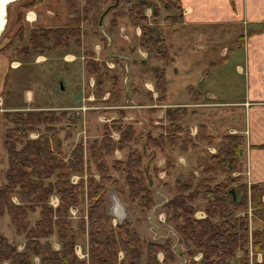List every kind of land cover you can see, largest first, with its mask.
I'll use <instances>...</instances> for the list:
<instances>
[{
    "label": "rangeland",
    "instance_id": "374dc122",
    "mask_svg": "<svg viewBox=\"0 0 264 264\" xmlns=\"http://www.w3.org/2000/svg\"><path fill=\"white\" fill-rule=\"evenodd\" d=\"M131 1L99 0L93 3L86 13L81 10L84 0H13L6 4L5 24L0 31V184L4 181V169L7 161L6 152L2 146V131L8 124L3 120V111L53 110L59 116L55 123L59 148L65 156H68L70 149L80 142L84 165L85 160L88 159L87 145L91 139L100 137L102 124L105 123L109 126V135L113 140L118 138L119 132L111 128L110 123L112 119L119 117L121 121L129 123L133 128L134 137L127 140L128 146H135L140 150L143 147L145 151L140 167L143 174L145 169L149 174L147 182L150 188L151 202L148 206H144L136 198L128 196L123 173L112 165L111 160L113 157L122 158L127 146L115 147L110 154L105 155L107 168L104 172L116 178L114 187L105 184L107 199L105 210L109 214L110 222L112 225L122 223L137 232L142 241L140 264H145L144 242L147 240L168 245L172 257L166 264H189V259L197 261L201 253L200 251H195L191 255L188 253L193 245L183 237L176 228L174 220L171 219L169 201L175 193L176 184L181 181H189L190 188H193L196 183L200 182L198 181L200 177L205 175H214L215 179L223 177V173L219 170L212 174L205 173L201 170L202 165L199 164V161L205 158V153L215 151L218 137L227 132L225 124L233 120L234 112L227 109L228 106H221L218 118H216L218 120H215L213 115L217 113V110L214 109V106L189 105L188 107L164 102L165 83L164 90H159L155 87L154 81L159 67L165 62L155 53L166 52L169 56V53L163 48V46H167L165 38L167 36V39H172L174 33H178L181 29L180 23H178L180 22L181 9L179 11L171 9L167 12L159 0H144L146 2L143 7L145 20L136 23L133 22V16L128 14L127 7ZM102 12L104 15L101 18V27H99L97 20ZM72 15L78 16V27L81 33H86L81 37L79 45H76L70 38L66 45L52 48L50 40L46 39L43 41L47 47L46 51L31 48L29 43L31 28L69 24ZM166 16L168 19L165 18ZM27 19L31 21L28 22ZM111 20L114 23H111ZM119 25L125 27L123 30L129 36L127 41L118 35L117 27ZM130 31L133 32V35ZM142 31H145L149 39L147 47L140 43L139 37ZM102 33L110 35L108 41L110 54L106 52L105 39L100 37ZM231 43L228 45L230 46ZM85 50H93V58L102 63L106 69V75L101 83V95H97L95 91V76L86 73L83 68L85 59L83 51ZM120 56L127 58L125 71L122 65L124 62ZM202 56L196 57L205 59L208 55L204 53ZM140 59H143L144 63H141ZM193 60L196 61L197 58ZM151 65L158 68L156 72L151 68ZM141 72L145 74V78L152 79V86L149 87L148 83L142 85L144 87L142 95L137 89L136 92H133L134 85L138 88V85L142 83ZM226 73L228 71H225ZM113 77H115L119 88V97L116 100H112L110 94ZM59 81L62 89L59 88ZM89 91L91 94L88 96ZM167 107H182L184 109V113L177 121L186 129L179 132L181 138L186 137L185 139H187L184 149H180L179 139L174 143L166 144L162 150L146 140L148 133L156 135L160 132L161 126L167 123L165 116ZM194 108L195 111L192 112ZM235 115L238 118L240 113L235 112ZM190 121L197 124V132L193 126H187ZM42 129L43 124H37L34 130L28 131V137L34 138ZM210 135L214 137L213 141L209 140ZM239 153L241 155V151ZM88 167L90 173H87L85 169L82 175L71 173L69 180L72 183L82 180L83 185L89 175L93 180H98L100 173L95 170L90 159H88ZM231 173L233 175L241 174L246 187L251 183L246 178L245 168H241L239 171L234 170ZM234 192L236 194V191ZM262 197L264 196L262 195ZM11 199L17 202L13 194ZM57 202V195L54 192L50 193L47 204L54 207ZM115 203H118L119 207H116ZM190 203L193 207L192 216L194 218L205 216L206 198L202 195L200 188H197V193ZM246 211L248 227H258L260 222L251 219L248 207ZM234 213L241 214L242 211L237 209ZM67 214L69 223L75 230L73 251L79 259L84 261V264H88L84 191L79 196L78 204L67 207ZM37 217V206L27 210L29 224H32ZM212 218L218 219V215L215 214ZM80 220L84 225L83 233L77 231V224ZM176 223L182 224L183 221L177 220ZM0 233L5 235L16 249L23 248L24 233L15 232L6 212L0 213ZM43 239H47L53 249L59 248V242L54 232L46 237H40V240ZM240 255L241 251L236 249L234 257L229 260L230 263L237 264ZM255 257L256 260L260 259L258 252ZM117 258H123L120 249L117 251ZM161 258L162 252L157 250L155 252L156 260L153 264H160ZM38 261L37 255L31 256L32 264H38Z\"/></svg>",
    "mask_w": 264,
    "mask_h": 264
},
{
    "label": "trees",
    "instance_id": "16d2710c",
    "mask_svg": "<svg viewBox=\"0 0 264 264\" xmlns=\"http://www.w3.org/2000/svg\"><path fill=\"white\" fill-rule=\"evenodd\" d=\"M99 0H84L81 10L86 11L93 3ZM127 1V0H126ZM165 11L180 10L178 0H159ZM144 0H132L128 5V14L132 15L133 22L145 20L143 7ZM168 19V17H165ZM77 15H72L69 24L55 27H33L29 32V43L33 50L46 51L44 40H50L52 48L67 44L70 38L79 45L81 30L78 27ZM111 23H114L111 20ZM238 35L227 52L239 45ZM140 43L149 46L145 31L140 33ZM83 68L86 73L96 78V93L101 95V83L106 75V69L93 58L92 51L85 50ZM165 63L169 60L166 52L155 53ZM215 62H211L213 64ZM209 64V65H210ZM102 68H101V67ZM165 74L160 68L154 85L164 90ZM111 99L119 97V88L115 77L110 86ZM108 100V99H105ZM184 113L182 107H167L165 116L167 123L161 126L156 135H146L148 143L159 150L166 144L180 141V149H184L186 137L181 138L180 131H185L177 123ZM2 117L8 125L2 131V146L6 152V167L4 181L0 184V213L6 212L15 232H23L25 241L21 250L16 249L5 235L0 233V264H32L31 256H38V264H84L73 251L75 230L70 225L67 214L69 205L79 202L81 193H85L87 217V262L88 264H140L141 240L133 228H127L122 223L111 224L109 214L105 210V184L115 186L116 178L105 174L107 164L105 155L110 154L113 148L127 146L122 158H112V165L123 173L127 185L128 196L136 198L144 206L151 202L150 188L146 169L140 167L142 155L145 151L135 146H128L127 140L134 137L133 128L124 123L119 117L112 119L111 128L119 132L116 140L109 135V126L102 124L99 138H93L87 145L88 159L100 173L98 180L89 175L83 185L82 180L72 183L69 180L71 173L82 175L85 169L90 173L88 159L83 163L82 147L76 143L65 156L59 148L56 136L55 123L58 114L53 110L36 109L29 111H3ZM37 124H43L34 138L28 137V131L34 130ZM164 132V133H163ZM188 138V137H187ZM210 141L214 137L210 135ZM209 141V142H210ZM244 138L238 133H223L218 137L216 149L213 153H205V158L199 161L201 170L205 173H215L219 170L223 177L215 179L214 175L200 177L198 183L190 188L189 181H181L175 186V193L169 201L171 219L184 238L188 239L193 248L188 250L191 255L200 251V258L195 261L189 259V264H231L235 250L241 255L237 264H264V182H251L246 187L241 174L231 172L242 168L241 147ZM66 157V158H65ZM52 176V177H51ZM212 183H209V182ZM83 186V187H82ZM200 188L206 198V214L200 218L192 216L193 207L190 203ZM248 188V193H247ZM236 191L233 199L229 190ZM187 190V191H185ZM238 191V194H237ZM57 195L58 202L54 207L47 204L50 193ZM15 195L17 202L11 199ZM38 207V217L32 224L27 219V210ZM247 207L251 219L260 222L257 227H248ZM240 209L241 214L234 212ZM218 219H213V215ZM182 220V224L176 223ZM77 231L84 232L83 221L77 224ZM54 232L59 242V248L53 249L47 239L40 240ZM145 245V264H153L155 252L160 250L162 258L160 264H166L172 257L168 245L154 240H147ZM121 250L123 258H117V251ZM260 259L256 260L255 254Z\"/></svg>",
    "mask_w": 264,
    "mask_h": 264
},
{
    "label": "crops",
    "instance_id": "0c3cea01",
    "mask_svg": "<svg viewBox=\"0 0 264 264\" xmlns=\"http://www.w3.org/2000/svg\"><path fill=\"white\" fill-rule=\"evenodd\" d=\"M178 2L181 29L178 33L174 31L170 40L166 36L167 46L163 48L169 53V60L159 67L165 74L164 102L188 107L214 106L217 110L213 115L215 120H218L221 106H228L227 109L234 113L225 129L226 133H238L244 138L241 161L247 172L246 178L249 182H264V0ZM103 15L102 12L98 17L99 27ZM117 29L118 35L127 41L129 36L123 30L125 27L119 25ZM84 34L82 32L80 42ZM239 34V45L227 52L228 44ZM100 37L105 39L106 52L110 54V35L102 33ZM204 53L208 56L202 59ZM120 57L125 71L127 58ZM139 61L142 63L143 59ZM151 68L155 72L158 69L155 65ZM141 75L142 83L138 88L134 85L133 92L137 89L142 95V85L152 86V79L145 78L144 73ZM235 112L240 113L238 118ZM189 125L197 132L196 123L190 121Z\"/></svg>",
    "mask_w": 264,
    "mask_h": 264
},
{
    "label": "water",
    "instance_id": "95a60500",
    "mask_svg": "<svg viewBox=\"0 0 264 264\" xmlns=\"http://www.w3.org/2000/svg\"><path fill=\"white\" fill-rule=\"evenodd\" d=\"M10 1H13V0H4V1H1V0H0V17L3 18V20H2V24L0 25V31H1V29L3 28V25L5 24V14H6L5 6H6V4H7L8 2H10ZM59 88H62V86H61V84H60V81H59ZM239 152H240V149H239ZM229 192H230V194H231V196H232L233 199H237V197L235 196V192H234L233 189H230ZM117 204H118V203H117ZM117 204L115 203L116 207H117V206L119 207V205H117ZM115 211H116V210H115Z\"/></svg>",
    "mask_w": 264,
    "mask_h": 264
},
{
    "label": "flooded vegetation",
    "instance_id": "af4514ba",
    "mask_svg": "<svg viewBox=\"0 0 264 264\" xmlns=\"http://www.w3.org/2000/svg\"><path fill=\"white\" fill-rule=\"evenodd\" d=\"M1 1H4V0H1ZM2 20H3V18L0 17V25L2 24Z\"/></svg>",
    "mask_w": 264,
    "mask_h": 264
}]
</instances>
